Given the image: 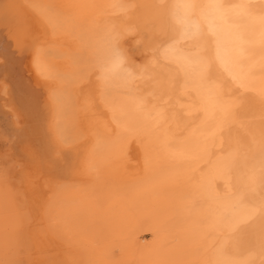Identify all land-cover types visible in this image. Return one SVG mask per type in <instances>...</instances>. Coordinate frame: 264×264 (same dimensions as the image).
<instances>
[{
	"label": "rangeland",
	"instance_id": "1",
	"mask_svg": "<svg viewBox=\"0 0 264 264\" xmlns=\"http://www.w3.org/2000/svg\"><path fill=\"white\" fill-rule=\"evenodd\" d=\"M27 2L35 15L47 17L48 35L38 51L48 112L42 117L12 86L7 94L0 81V264H210V232L194 204L187 170L162 163L148 119L140 126L125 124L118 139L107 119L110 106L133 97L170 101L149 72L127 65L110 72L124 54L113 20L121 15L120 5ZM14 4L0 0L5 8ZM180 20V40L163 50L158 67L176 79L173 84L183 73L186 81L177 83L182 96L199 86L201 63L192 47L199 24ZM0 60L13 64L2 55ZM137 136L147 138L149 163L128 153Z\"/></svg>",
	"mask_w": 264,
	"mask_h": 264
},
{
	"label": "bare ground",
	"instance_id": "2",
	"mask_svg": "<svg viewBox=\"0 0 264 264\" xmlns=\"http://www.w3.org/2000/svg\"><path fill=\"white\" fill-rule=\"evenodd\" d=\"M110 1L120 5L121 15L113 20L121 36L118 50L124 53L114 60L110 72L120 65L149 72L158 81L162 97L170 99L154 103L133 97L110 106L105 113L117 139L123 136L125 124L140 126L148 119L150 136L157 134L162 150L155 154L163 164L183 165L187 170L194 204L210 232L209 263L264 264V0ZM188 17L199 24V37L191 46L200 56L201 68L199 86L180 96L177 83H184L185 76L180 72L181 82L173 84L176 79L159 68L158 61L165 48L180 40L177 22ZM44 20L27 0H15L11 8L0 5V55L13 62L0 60V81L7 94L12 86L42 117L48 112L45 83L40 78L45 70L38 51L48 35ZM145 137L137 136L127 150L132 156L143 155L149 163ZM60 166L59 171L65 173Z\"/></svg>",
	"mask_w": 264,
	"mask_h": 264
}]
</instances>
